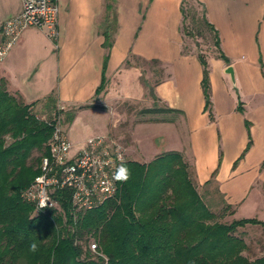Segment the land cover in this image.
<instances>
[{"label":"crops","instance_id":"0c3cea01","mask_svg":"<svg viewBox=\"0 0 264 264\" xmlns=\"http://www.w3.org/2000/svg\"><path fill=\"white\" fill-rule=\"evenodd\" d=\"M198 1L228 58H208L209 109L199 56L184 52L183 0H116L107 64V0H58V45L44 31L27 29L0 63V79L34 107L55 97L59 108L76 112L73 122L96 114L94 123H104L99 134L120 136L129 160L183 153L213 209L230 205L231 221L236 214L264 217V0ZM21 11L22 0H0V24ZM146 130L157 131L154 147L146 146ZM246 243L252 258L264 256V248L257 255Z\"/></svg>","mask_w":264,"mask_h":264},{"label":"trees","instance_id":"16d2710c","mask_svg":"<svg viewBox=\"0 0 264 264\" xmlns=\"http://www.w3.org/2000/svg\"><path fill=\"white\" fill-rule=\"evenodd\" d=\"M115 1L106 2V64L114 43ZM201 6L205 24L216 34L219 57L228 61L218 30ZM182 13L184 25L183 6ZM198 56L209 109L210 66L203 54ZM104 87L105 79L96 94ZM45 106L56 111L54 118H40L34 105L11 94L7 81L0 79V264H264V256L246 253L250 248L242 232L249 223L264 222L231 221L230 205L213 209L196 183L194 167L179 151L162 153L147 163L128 160L129 178L119 181L116 194L99 208L77 213L65 201L64 213L37 212L22 192L41 173L65 111L53 96ZM152 111L161 109L143 112ZM75 115L68 113L69 124ZM92 241L97 242L96 252Z\"/></svg>","mask_w":264,"mask_h":264},{"label":"built area","instance_id":"2783aa9c","mask_svg":"<svg viewBox=\"0 0 264 264\" xmlns=\"http://www.w3.org/2000/svg\"><path fill=\"white\" fill-rule=\"evenodd\" d=\"M59 14L58 0H22V11L0 24V63L30 28L44 31L57 46ZM85 145L70 159L75 145L63 127H56L50 142V155L42 160L41 173L22 192L23 199L37 212L64 213L62 203L69 201L72 211L86 213L99 208L116 194L119 180L113 179V173L121 163L128 162L126 147L112 136L90 138ZM42 191L47 197L45 201L41 200ZM97 248V242L92 241L91 250L96 252Z\"/></svg>","mask_w":264,"mask_h":264},{"label":"rangeland","instance_id":"374dc122","mask_svg":"<svg viewBox=\"0 0 264 264\" xmlns=\"http://www.w3.org/2000/svg\"><path fill=\"white\" fill-rule=\"evenodd\" d=\"M182 6L184 8V13L186 16V20L182 27V33L184 35V52L188 53L193 51L195 53L203 54L207 60L208 58H216L219 57V51L216 47V34L212 32V30L207 27L204 20V10L201 4L197 0H184L182 2ZM145 66H147L144 63ZM159 103H155V106H159ZM147 107V106H146ZM59 108V107H58ZM35 113L42 119H51L54 118L56 111L51 107H46L45 104L38 105L34 107ZM64 111V110H63ZM71 111H64L61 114L60 118L62 119V127L68 130V137L72 143L76 144L70 151L69 158H74L78 153H80L85 148V143L90 138H96L101 136H108V134H99L100 127L104 123H94L93 119H95L96 114H83L79 119L75 120L72 124L69 125L67 122L68 113ZM109 119L108 116L105 117ZM93 123V124H91ZM100 124V125H99ZM89 125V126H86ZM88 129H86V127ZM104 129V127H103ZM157 132V131H156ZM155 131L146 130L145 131V140L147 147H154L150 142V138L153 137V133L157 134ZM114 136V135H113ZM112 136V137H113ZM115 137V136H114ZM120 137V136H119ZM119 137H115L119 141L121 139ZM78 138H83L86 141H81V143H75ZM122 142V141H121ZM35 155H39L37 152ZM128 159H131L128 156ZM248 214V213H246ZM262 216V215H261ZM254 215H240L236 214L237 220L242 219H253ZM254 219L259 220L260 222H264V217L257 218L255 216ZM246 231V241L249 242L254 250L253 252L257 255L262 253L261 249L264 248V225L262 224H254L249 223L244 227Z\"/></svg>","mask_w":264,"mask_h":264},{"label":"clouds","instance_id":"9594fccd","mask_svg":"<svg viewBox=\"0 0 264 264\" xmlns=\"http://www.w3.org/2000/svg\"><path fill=\"white\" fill-rule=\"evenodd\" d=\"M123 159V157H120ZM130 171L125 163H121L117 168L116 171L113 173V179L119 180V181H126L129 178ZM38 180H43V177H38ZM41 200L45 201L47 199L46 194L42 191L41 194ZM33 249L36 248V244L34 243L32 245Z\"/></svg>","mask_w":264,"mask_h":264},{"label":"water","instance_id":"95a60500","mask_svg":"<svg viewBox=\"0 0 264 264\" xmlns=\"http://www.w3.org/2000/svg\"><path fill=\"white\" fill-rule=\"evenodd\" d=\"M226 72L231 75L233 82H235L236 80H235L234 68L232 66H229Z\"/></svg>","mask_w":264,"mask_h":264}]
</instances>
